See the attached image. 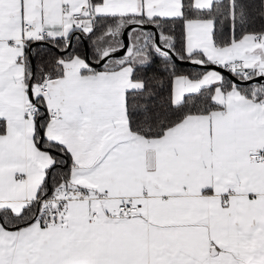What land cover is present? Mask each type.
I'll return each mask as SVG.
<instances>
[{"label": "snow or ice", "instance_id": "6c2138e0", "mask_svg": "<svg viewBox=\"0 0 264 264\" xmlns=\"http://www.w3.org/2000/svg\"><path fill=\"white\" fill-rule=\"evenodd\" d=\"M0 264H264V0H0Z\"/></svg>", "mask_w": 264, "mask_h": 264}, {"label": "trees", "instance_id": "16d2710c", "mask_svg": "<svg viewBox=\"0 0 264 264\" xmlns=\"http://www.w3.org/2000/svg\"><path fill=\"white\" fill-rule=\"evenodd\" d=\"M85 42H86V45H87V48H88V53L90 54V52H91L90 44H89V42L87 40H85ZM81 50L84 51L83 48Z\"/></svg>", "mask_w": 264, "mask_h": 264}, {"label": "water", "instance_id": "95a60500", "mask_svg": "<svg viewBox=\"0 0 264 264\" xmlns=\"http://www.w3.org/2000/svg\"><path fill=\"white\" fill-rule=\"evenodd\" d=\"M83 50L88 52V48H87V45H86V42H85V41H84V47H83ZM118 55H119V54H117V56H118Z\"/></svg>", "mask_w": 264, "mask_h": 264}]
</instances>
